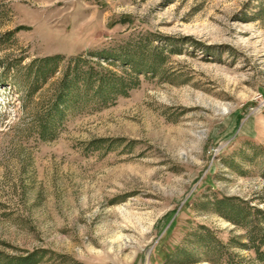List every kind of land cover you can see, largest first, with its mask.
Instances as JSON below:
<instances>
[{"label":"rangeland","instance_id":"374dc122","mask_svg":"<svg viewBox=\"0 0 264 264\" xmlns=\"http://www.w3.org/2000/svg\"><path fill=\"white\" fill-rule=\"evenodd\" d=\"M75 57L137 84L54 112ZM221 196L264 211V0H0V264H224Z\"/></svg>","mask_w":264,"mask_h":264},{"label":"trees","instance_id":"16d2710c","mask_svg":"<svg viewBox=\"0 0 264 264\" xmlns=\"http://www.w3.org/2000/svg\"><path fill=\"white\" fill-rule=\"evenodd\" d=\"M123 47L125 48L123 51ZM121 50L123 52H121ZM130 48L121 46L119 49L103 48L99 51L92 52L93 56L100 58L107 62L122 61L123 64L131 63L132 68L139 73V70H147L151 68L150 62L148 63L145 58V53L140 52L139 56L133 61V54L130 53ZM125 53V54H123ZM62 59L59 54L48 55L38 59L37 74L41 78H46L47 75L52 74L57 69L58 62ZM75 64L73 67L70 65L63 70L61 76V87L57 89L55 93V101L52 105L54 112H58L60 102L64 101V97L70 95V90L75 88L78 83H83V93L92 92V94L106 93L110 91H124V88H131L137 84L135 78L116 77L115 73L110 74L106 67L97 62V69H94L93 65L90 66L88 71L81 73L78 68L80 63V57H75ZM109 75V76H106ZM49 126L42 124L40 127V133L42 136L47 134ZM248 143V141H247ZM227 166L228 163H227ZM214 208L222 216L227 218L232 223L247 227L248 237L246 241L239 240V237L231 236L227 242H218V259L223 260L224 264H245L243 262L255 264V261L264 264V211L260 208L250 206L244 200L237 197L221 196L214 199ZM199 238H203L205 242L213 243V236H209V233L197 234ZM236 244L246 248H252L253 257L238 259L239 254L236 251H231L229 246ZM174 250L168 251L165 254V261L167 263L172 261ZM223 258V259H221Z\"/></svg>","mask_w":264,"mask_h":264}]
</instances>
